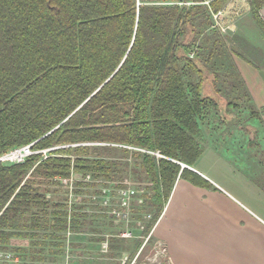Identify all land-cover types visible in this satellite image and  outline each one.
Listing matches in <instances>:
<instances>
[{"label": "trees", "instance_id": "obj_1", "mask_svg": "<svg viewBox=\"0 0 264 264\" xmlns=\"http://www.w3.org/2000/svg\"><path fill=\"white\" fill-rule=\"evenodd\" d=\"M246 1L264 37V0ZM225 2L0 0V158L29 145L33 152L70 146L21 163L0 161L1 252L22 240L42 246L40 253L53 247V239L72 232L82 216V190L99 195L102 184L123 169L121 159L134 160L149 185L146 198L159 206L146 235L178 178L213 188L177 163L193 167L205 149L217 152L202 144L203 126L215 113L227 124L247 109L246 119L261 126L264 113L252 105L235 64L225 73L203 71L197 40L202 36L206 52L210 35L223 38L212 28V13ZM209 27L213 33L204 37ZM206 74L217 94L219 75L233 77L227 98L221 94L232 120H225L212 95L202 93ZM248 151L264 166V154ZM59 188L65 194L57 198Z\"/></svg>", "mask_w": 264, "mask_h": 264}, {"label": "rangeland", "instance_id": "obj_2", "mask_svg": "<svg viewBox=\"0 0 264 264\" xmlns=\"http://www.w3.org/2000/svg\"><path fill=\"white\" fill-rule=\"evenodd\" d=\"M202 4L208 6L207 1ZM218 11L226 13L225 24L229 25V29L232 30L225 34L219 32L223 37L221 40H216L214 35H210L213 39L207 40L206 52H201V47L203 48L202 36L198 38L197 42L200 47L198 54L203 53L201 55L203 56V71L210 72L209 68H211V71H224L225 73L227 69L233 66L232 63L237 69L236 60H238V65L241 64L239 60L248 56L250 58L248 61L258 65L256 63L264 58V37L251 18L248 2L246 0H226L224 6ZM259 15L264 21L262 10L259 11ZM208 21L210 22L209 17ZM209 32L213 33L210 27L207 32L205 31L204 37ZM209 51L213 53L211 57H207ZM256 56L259 59H255ZM243 65L244 63L241 64L240 68ZM212 80L211 74L205 75L202 93L212 95L218 101L221 113L226 114L228 108L224 98H227L228 84L233 81V77L231 74L219 75V81L216 80L215 82L224 98L221 94L214 92ZM230 99L231 97L227 100ZM237 101V99H232L231 103L237 104ZM230 111L231 109H229ZM249 112V110L244 109L243 112H240V119L235 120L230 113L223 115L226 121L233 119L227 124L220 122L218 114L215 113L209 119V125L203 126L202 136H205V139L201 142L203 145L216 148L217 152H220L230 163L237 165L240 169L245 168L257 172L260 162L248 150L264 154V127L251 117L246 119ZM248 140L254 141L252 146L248 145ZM52 149H46L45 155ZM120 161L124 164L123 169L117 173L114 181L128 182L139 193V197L144 200L142 204L131 205L128 224L120 218H116L111 210L101 207L98 200L93 201L92 197L96 195H89L92 190L88 188L82 190L83 199L78 202V209L82 211L78 214L82 216L79 217L72 232L67 231L65 235L62 234V237L53 239V247H46L41 253L39 251L42 246L32 245L28 240H22L20 244L13 245L14 250L0 251V264H171L166 247L160 240H156L159 238L157 233L160 232L157 230V233L150 235V237L151 232L148 235L145 232L147 224L152 220L159 207L153 202V198L150 201L146 198L150 192L148 191V182L141 177L139 168L134 164L133 159H121ZM130 168L136 173H131ZM207 174L209 175L208 172ZM211 176L217 178L215 174H211ZM202 178L206 181L209 180L203 176ZM64 194V190L59 188L55 195L60 198ZM73 199L72 196L71 203L74 202ZM70 227L71 221L68 220V229ZM126 231L131 232L130 237L122 236ZM139 244L140 247L136 250L135 247ZM3 254H8L10 258H3Z\"/></svg>", "mask_w": 264, "mask_h": 264}, {"label": "crops", "instance_id": "obj_3", "mask_svg": "<svg viewBox=\"0 0 264 264\" xmlns=\"http://www.w3.org/2000/svg\"><path fill=\"white\" fill-rule=\"evenodd\" d=\"M262 11L264 14V8ZM248 57L239 60L244 63L241 68L238 60L235 63L252 105L261 111L264 58L255 65ZM261 120L264 126V113ZM190 168L209 179L213 188L197 187L179 178L175 182L151 232H160L156 240L166 247L169 262L264 264V166H259L257 172L240 169L207 148Z\"/></svg>", "mask_w": 264, "mask_h": 264}, {"label": "built area", "instance_id": "obj_4", "mask_svg": "<svg viewBox=\"0 0 264 264\" xmlns=\"http://www.w3.org/2000/svg\"><path fill=\"white\" fill-rule=\"evenodd\" d=\"M186 5H189V3H186ZM221 12L222 11L212 13V21H213L212 28L218 30L221 34H225L227 31L232 29L231 28L229 29L228 27L229 25L225 24L226 13H221ZM189 57L192 58L193 53L189 54ZM30 146L31 145L11 151L8 154L1 157L0 161L21 163L24 161L26 157L35 153H41L42 155H44V157H46L45 153L47 152V150L33 152L30 150ZM54 149H58V147H53V150ZM155 155L159 157L158 154ZM85 181L87 182L91 181L89 175H86ZM100 192L101 193L97 197L93 196L92 200L93 201L98 200L99 205L101 207L111 210L116 218H120L126 224H128L130 219L131 205L132 204L139 205L142 204L143 202V199L139 197V193L136 190H134L133 187L128 182H122V183L115 181L104 182V184H102V187H100ZM112 207L113 209H111ZM130 233L131 232L126 231L122 234V236L130 237L131 236ZM150 235L151 233L149 234V237ZM3 258L9 259L10 256L8 254H3Z\"/></svg>", "mask_w": 264, "mask_h": 264}, {"label": "water", "instance_id": "obj_5", "mask_svg": "<svg viewBox=\"0 0 264 264\" xmlns=\"http://www.w3.org/2000/svg\"><path fill=\"white\" fill-rule=\"evenodd\" d=\"M83 145H90V144H83ZM93 145H100V144H93ZM74 146H78V145H74ZM65 147H70V146H62V147H58V148H65ZM53 150V149H52ZM180 165L181 169H188V170H192L190 167L184 165V164H180V163H177Z\"/></svg>", "mask_w": 264, "mask_h": 264}]
</instances>
